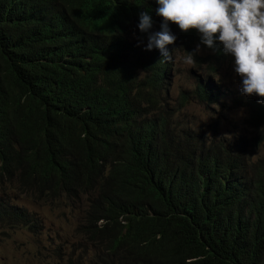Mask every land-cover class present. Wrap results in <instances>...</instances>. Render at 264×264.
Here are the masks:
<instances>
[{
    "label": "trees",
    "instance_id": "1",
    "mask_svg": "<svg viewBox=\"0 0 264 264\" xmlns=\"http://www.w3.org/2000/svg\"><path fill=\"white\" fill-rule=\"evenodd\" d=\"M156 7L0 0V227L40 230L19 198L71 204L81 252L62 264H264L260 145L195 129L182 91L172 105V61L146 50L162 23ZM146 10L153 27L142 33ZM169 27V51L183 46L174 56L195 48L198 33ZM201 47L216 65L230 57ZM200 77L195 99L216 104ZM258 100L235 101L253 128L264 125Z\"/></svg>",
    "mask_w": 264,
    "mask_h": 264
},
{
    "label": "rangeland",
    "instance_id": "2",
    "mask_svg": "<svg viewBox=\"0 0 264 264\" xmlns=\"http://www.w3.org/2000/svg\"><path fill=\"white\" fill-rule=\"evenodd\" d=\"M197 55L202 59L197 63V70L194 69L195 64L183 63L182 53L174 56L166 82L172 105L182 91L188 95L185 107L181 108L182 115L195 129L202 128L209 134L216 133L228 139L241 138L249 144L259 143L260 147L251 149V152L253 157H263L264 125L253 128L248 107L235 102L236 98L249 96L240 91L242 81L233 71V58L219 66L214 77L225 95L219 103L206 105L195 99L192 90L195 86L192 71L196 75L209 73L205 69L208 64L205 54L201 51ZM3 190L10 194L9 190ZM14 204L34 212L41 222V228L37 234H31L23 228L0 227V264H62L71 252L74 258L81 252L77 249L80 240L76 235L81 218L78 209L71 204L49 206L33 203L26 198H19Z\"/></svg>",
    "mask_w": 264,
    "mask_h": 264
},
{
    "label": "clouds",
    "instance_id": "3",
    "mask_svg": "<svg viewBox=\"0 0 264 264\" xmlns=\"http://www.w3.org/2000/svg\"><path fill=\"white\" fill-rule=\"evenodd\" d=\"M154 2L157 5L155 13L161 18L162 23L159 31L148 36L147 51L159 49L163 61L173 62L174 53L180 51L183 46L169 51V46L175 45L177 41V36L169 25L175 24L181 32L195 31L199 35V41L194 49L184 51L181 57L183 63L193 65L196 62V55L202 51L201 46L215 50L217 45H220L223 53L230 56L220 66L233 58V71L242 81L240 91L243 95L249 96L239 99L247 101L251 96H257L258 102L264 103V0H154ZM152 27L153 20L149 11H142L138 23L140 32H149ZM218 67L219 65L208 61L205 68L209 70L208 74L196 75L192 71L195 83L197 77L201 76L202 80L207 78L206 81L211 85L208 97L217 98V103L225 95L221 85L214 79ZM209 68L214 69L212 73ZM192 90L195 91V88ZM202 103L210 105L206 101Z\"/></svg>",
    "mask_w": 264,
    "mask_h": 264
}]
</instances>
